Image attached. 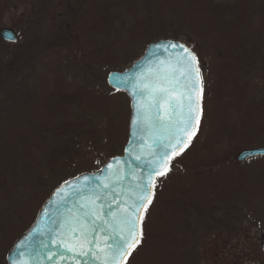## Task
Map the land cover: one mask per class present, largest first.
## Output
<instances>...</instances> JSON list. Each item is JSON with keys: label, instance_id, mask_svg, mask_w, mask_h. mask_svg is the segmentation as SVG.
<instances>
[{"label": "rangeland", "instance_id": "1", "mask_svg": "<svg viewBox=\"0 0 264 264\" xmlns=\"http://www.w3.org/2000/svg\"><path fill=\"white\" fill-rule=\"evenodd\" d=\"M45 1L50 0H0V33L6 28L16 32L13 25L18 26L24 16L28 26L32 21L40 23H34V29L26 35L30 40L31 48L25 55L24 64L12 72L10 68L6 76L5 70L3 73L0 72V134L9 137L18 132L28 131L34 138L36 137L34 140L38 145L35 159L18 173L12 185L14 189L11 198H0V241L8 244L15 242L32 224L42 203L56 188L82 173L97 171L109 158L121 154L129 133L131 102L125 92L118 91L115 94L108 85L107 77L110 70L91 63L81 62V64L76 60V55H80L82 51L79 47L77 52L70 49L60 52L61 47L55 49L58 53L51 51L50 47L54 45L52 43L60 44L64 39H68V32L62 31L59 28L60 23L49 15L51 9ZM73 1L75 0H70V3ZM174 1L183 4L178 5L179 12L167 9V15H164L161 25L157 29L147 27V35L155 36L153 39H156L159 35L163 36L161 31L172 34L181 30L185 34L181 38L192 42L197 50L202 51V61L206 69L203 84L204 90H209L208 95L212 89H215L214 86L220 76L233 68L240 74L250 70L249 91L253 97L263 100L264 0H222L225 13L219 28L214 25L216 12L208 14V18L212 19L211 23L201 22L198 0H191L192 6L190 0ZM153 6L156 8L160 5ZM153 6L150 5L149 0L140 2L137 14L141 20L145 19L149 22L154 16L155 19L158 18L152 10ZM146 7H150L151 11ZM51 11L57 15L55 11ZM76 19V16L70 18L72 21ZM130 24L134 27L137 23L132 19L121 26L123 38L129 37L125 29ZM109 39L113 41L115 38L109 37ZM149 40L144 38L143 41L138 40L135 44L137 46L134 54L137 55V59L144 54ZM0 41L5 43L3 47L9 50V46L6 45L16 44L20 39L18 38L16 43H8L0 36ZM210 41L213 42L215 49H218L217 51L220 47L221 52L224 53L218 64L214 62V59L217 61L216 55L213 59L204 51ZM125 42L129 45L128 41ZM12 50L14 56L17 49L12 48ZM37 50L40 52H33ZM221 54L219 53V57ZM2 55L0 51V57ZM226 56L233 57V61L223 65L222 59L227 58ZM123 60L120 69L127 67V61L125 62L124 58ZM219 66H222V73L218 69ZM239 67L246 68V71L243 72L244 69L240 71ZM47 68L53 70V77L47 75ZM216 69L218 72L215 71ZM47 78L50 80L48 81ZM233 80L238 83V79L234 78L222 80V85H224L223 81L228 85ZM234 85L236 86V83ZM58 88L79 90L84 96L81 100L71 97L74 107L68 115H56L58 104L54 111L45 106L52 94L57 93L59 99L62 90ZM93 95L101 97L94 101V109L91 108ZM212 104L213 102H210L207 105L209 114ZM220 104L221 107L225 105L224 102ZM209 114L207 112L206 117ZM42 117L48 118V125L45 127L40 123ZM210 126L211 122L205 121L203 128L205 133ZM236 126L226 125L223 128L222 134L226 136L225 140H223L225 136L216 139L222 126L217 129L216 137L206 146L208 152L201 151L196 154L194 146H190L177 158L176 163H173L169 175L166 178H158V199L153 208L145 213L144 227L148 235L153 232L157 235L156 230L161 232L164 229H173L174 224H171L173 220L167 223V226L164 221L157 222L156 213L161 209L163 201L171 200L170 205L177 215H181L182 210L187 217L184 226L190 229L193 235L190 244L186 246L188 254H184L183 258L182 254L176 255L179 263L186 260L188 264H264L262 247L264 228L256 225L259 222L264 225V222H261L264 221V213H260L257 209L259 204L256 202V196L251 197L245 190L249 181L244 177L247 175L245 166H240L236 171L235 165L230 161L232 156L226 155L235 149L233 145L240 144L238 142L233 144V141L231 144V140L228 141V136L230 137L232 132L242 130L244 127ZM238 147L240 151L233 155L236 161L241 151L249 149L246 145H238L236 150ZM219 158L222 165L217 171L218 183L211 185V188L204 183L206 195L204 194L201 199L197 197L193 204L189 192L191 188H195L197 181L195 174L207 173ZM253 161L254 168L264 167V156ZM234 171L239 172V181L230 179L232 174L235 175ZM237 182L238 192L233 185H228ZM227 192H230L235 199H239L238 208H243L242 213H238L236 204H229L232 199L224 204L222 199L217 198L219 196L228 198L230 195ZM159 232L158 234L162 235V232ZM156 242L163 244L160 241ZM8 250H3L6 251L3 259H6Z\"/></svg>", "mask_w": 264, "mask_h": 264}, {"label": "trees", "instance_id": "2", "mask_svg": "<svg viewBox=\"0 0 264 264\" xmlns=\"http://www.w3.org/2000/svg\"><path fill=\"white\" fill-rule=\"evenodd\" d=\"M141 1L142 0H75L71 3L70 0L45 1L48 4L49 9L55 11L57 14L55 15L50 10L49 15L51 17L53 16L60 23L59 28L62 31L64 30L68 32V39H64L62 42H60V44L52 43L54 45L53 47H50L51 51L53 53H58L55 49L61 47L60 52H62L64 49H70L73 52H77L80 48L82 51L80 55H76L77 61H80V63H91L94 66L98 67L103 66L104 68L106 67L108 71L110 70V72H112L124 70L128 68L135 61V59L137 60V55L134 54V50L137 46L135 44L138 40L142 39L143 41L144 38H148L150 39L148 42L151 43L153 41H157L156 39H174L185 42L195 52L204 80L206 69L202 61V51L197 50L195 48V44H193L192 42L181 38L185 36V34L181 30L174 31L172 34L166 33V31H161V34L163 33V36L159 35L156 39H153L155 36L152 37V35H147V27L157 29L161 25L162 20H164V15H167V9L179 12L178 5L182 6L183 4H179L177 1L173 2V0H166L165 2L149 0L151 6H153L154 4L160 6L156 8H154L153 6L152 10H154L153 12H155L158 18L155 19L154 16L152 20H149L148 22L145 19L144 21L141 20L140 16L137 14V12L139 11L138 7H140ZM198 1V5L201 9V22L203 21L205 24L211 23L212 19L208 18V14H214V12H216V14L214 15L216 17L214 25L219 28L221 21L223 20V13H225V10L223 11L222 8V6H224V2L222 0ZM190 5L192 6L191 0ZM74 8H76V10ZM146 9L151 11L150 7H146ZM73 16H76L77 18L75 21L70 20V18ZM132 19H134V22H136L137 24H134V27L132 24H130V26L125 29L126 31H128L129 37L127 39L123 38L121 36L122 32L120 31V28ZM20 22L21 23H19L18 26L13 25L20 41H18L16 44L6 45L9 46V50L4 48L3 46L5 45V43L0 41V51L3 53V55L0 57V72L3 73V70H5V76L7 75L10 68L12 72L15 71L17 67L24 64L25 55L31 48V44H29L30 40L28 39V37H26V35H29L31 30L34 29V23H39L32 21L28 26L25 22V16L21 18ZM109 37H114L115 39L113 41H110ZM214 40L218 44V41L216 39ZM125 41H128L129 45H127ZM24 44L26 45L23 47ZM207 44L209 46L205 47L204 51L208 55H210L211 58L213 57V59L214 55H216L217 61H215L214 59V62H217L218 64L224 53L221 52L220 47L219 51H217L218 49H215L212 41ZM12 48L17 49L14 56H12ZM38 51L39 50L33 52ZM219 53H222L220 57ZM120 55H123V57H120ZM226 57L227 58L222 59L223 65L227 64L229 61H233V57ZM123 58L125 59V62L127 61V67L120 69L122 62L124 61ZM221 67L222 66H219L218 69H220L222 73L223 69H221ZM218 69H216L215 71L218 72ZM240 69H244L243 72L246 71V68L239 67V70ZM52 71L53 70L51 68H47V75H51L49 77H53ZM248 72L240 74L238 70L233 68L227 70L225 71L226 74H222V76H220L219 81L216 82L217 85L215 84L214 86L215 89L211 90L210 95H208V89H205L203 91V116H201L199 130L190 145L191 147L194 146L196 154L201 151L203 153L208 152L206 146L208 144H211L212 139L216 137V130L221 126V130L219 131L216 139L218 137L222 139L225 136L224 134H222V130L226 125H237L236 127H238V125L244 126L242 127V130L239 129V131L237 132H232L230 137L228 136V141L231 140V144L233 141V144L238 142L240 143L238 145H246L248 146V148L264 147V99L261 100L256 96L253 97V94L249 91L250 82L248 80ZM234 78L238 79V83L233 80L230 81V83L227 85L226 82L223 81L224 85H222V80L227 81ZM22 79L24 80L23 77ZM49 80L50 79H48V81ZM235 83L236 86L234 85ZM61 90L62 92L61 94H59V99L57 93L52 94L51 97L47 99L45 106L46 108L54 111L56 105L58 104V111L56 115L64 116L68 115V113L72 112L73 110L74 105L71 102V97L73 96L81 100V98H83L84 96L79 90L74 91L75 89L63 88ZM117 92L118 91L114 90L115 94ZM100 98L101 97H94L93 95V100L91 101L92 109H94L95 107L94 101ZM219 98H222V100H219ZM210 102H213V106L209 114V107L207 105L210 104ZM220 102H224L225 105L221 107ZM207 112L209 114L208 117H206ZM204 120L211 122L210 129L206 133L204 132L205 129L203 130L205 125ZM40 123L41 126L45 127L46 125H48V118L42 117ZM35 138L28 131L18 132L13 136L10 135L9 137H5L0 134V198H11V194L14 189L12 185H14L13 183L16 181L18 173L23 167H28V164L32 163V159H35L38 151L37 142H35L36 140H34ZM225 138L226 136L223 140H225ZM238 145H233L235 149H233V151H230L231 153H227L226 155L232 156L230 161L231 164L235 165L236 171L239 170L240 166H245L247 175H244V177L249 179V181L246 183L245 190L251 197L256 196V202L259 204V208L257 209L260 211V213H264V167L254 168V164H252L254 162V158L252 160L248 159L243 164H238V162L233 157V155L235 156L237 152L240 151L239 147L236 150ZM220 159L221 158H219L218 160L216 159V162L213 163V167H211L210 171H208L207 173H203L200 175L195 174V180H197L194 185L195 188H191V191L189 192V194H191L190 197H192L191 201L193 204L197 197L200 199L204 197V183H207L210 188L211 185H214V183H218L219 176L217 175V171L219 168H221L222 165L220 164ZM236 171L233 172L235 175L232 174L230 179L239 181V172L237 173ZM228 185H233L235 191H239L238 182L228 183ZM213 191L219 193L217 190ZM227 193H229L230 195L228 196V198L224 199L225 196H219L217 198L222 199L224 204L229 203V199H232L231 203L229 204H236L238 213H242L243 208H238L240 204L239 199H235L230 192ZM157 199L158 187L155 188L153 202L147 209L146 213L153 208ZM170 201L171 200L162 202L161 209L156 213V219L157 222L164 221L166 226L167 223L169 224L173 220L171 222V224H174L173 229H164L163 231H161L162 235H159V231L157 230L155 232L157 233V235L154 234V232L148 235V232L145 231L143 221V236L141 243L132 252L126 264H188L186 260L185 262L182 260V263L177 262L179 258L176 255L182 254L183 258L184 254H188V248L186 246L187 244H190L193 232L190 231V229H188L186 226H184L187 217L184 216L182 210L180 211L181 215L175 214L170 205ZM244 203L247 202H243V204ZM247 204L249 205V203ZM239 209L241 211H239ZM32 213H34V210L32 211ZM261 222L264 221L262 220ZM256 225L264 228V225L260 222ZM180 238H185L187 240H183ZM156 241H160L163 244H159ZM14 243L15 242H11L10 244H8L5 241H0V246L4 245V247L0 248L2 249L0 251V264H7L6 259H3V254L8 250V248L10 250Z\"/></svg>", "mask_w": 264, "mask_h": 264}, {"label": "snow or ice", "instance_id": "3", "mask_svg": "<svg viewBox=\"0 0 264 264\" xmlns=\"http://www.w3.org/2000/svg\"><path fill=\"white\" fill-rule=\"evenodd\" d=\"M158 47L167 54L166 58H157V63L129 86L136 98V114L131 123L146 149L135 158L150 157L146 171L138 176L130 174L135 183L127 189L122 187L124 176L119 169L104 181L93 177L96 187L91 186L89 177H78L77 183L81 179L86 182L72 189L80 202L75 210H69L52 238L53 243H59L68 252L79 256L91 254L100 264H126L141 243L144 213L153 202L158 178L169 175L173 161L190 147L200 126L204 86L196 55L183 44ZM62 191L64 186L56 194ZM97 201L109 207L116 204L115 211L109 213L110 219H103L104 205ZM47 231L51 230L41 231L40 235L45 236ZM40 247L46 249L48 243L42 240ZM53 255L49 252L48 258Z\"/></svg>", "mask_w": 264, "mask_h": 264}, {"label": "water", "instance_id": "4", "mask_svg": "<svg viewBox=\"0 0 264 264\" xmlns=\"http://www.w3.org/2000/svg\"><path fill=\"white\" fill-rule=\"evenodd\" d=\"M0 36L4 41L9 43H15L18 41L17 35L11 29L2 30ZM168 43L183 44L192 51L188 45L178 40L163 39L154 41L147 46L144 54L138 60H136L130 68L125 71H112L109 73L107 77L109 86L115 90L119 88V91L125 92L131 102L129 134L124 151L121 155L112 157L100 170L94 173H84L78 176L79 178L89 177V179L92 181V187H96L97 185V181L93 180V177H97L100 181H104L106 177L111 176L117 169H119L120 174L124 176L122 187L127 189L131 187L133 183H135L133 180V175L130 174L138 176L146 171V162L148 159H150V157L143 156L141 160H137L135 158L140 152H146V149L141 143L140 135L137 134V128L131 123L136 114V98L131 95L129 86L136 80L138 76H140L142 72H145L151 65L156 64L157 58H166L167 54L164 53L158 46ZM124 80H127L129 83H122ZM257 156H264V148L246 150L240 153L238 161L243 162L250 157ZM109 165H111V167H109ZM78 177L69 180L67 184L64 183L62 185L64 186V191H62L59 195L56 193L57 190L61 189L62 186H60L49 197V199L38 212L33 225L14 244L7 254L6 260L8 264H100V261L96 260L91 254L88 256H79L75 253L68 252L59 243L52 242L53 236L59 230L58 225L60 222L68 215L69 210H75L80 202L79 195L72 192V189L78 188L80 184L86 182L81 179L80 182L77 183L76 180ZM69 185H71V187H69ZM68 193L72 194L68 195ZM65 196H67L66 199L64 198ZM97 203L104 205L101 209L103 219H110L109 213L115 211L116 204L112 203L109 207L103 201H97ZM48 229L51 231H47L45 236L40 235L41 231H46ZM42 240L48 243V248L41 249L40 242ZM49 252L55 253L51 259L48 258ZM61 257H63V259H61Z\"/></svg>", "mask_w": 264, "mask_h": 264}, {"label": "flooded vegetation", "instance_id": "5", "mask_svg": "<svg viewBox=\"0 0 264 264\" xmlns=\"http://www.w3.org/2000/svg\"><path fill=\"white\" fill-rule=\"evenodd\" d=\"M252 159H253V158H252ZM252 159H249V160H252ZM254 159H255V158H254ZM254 159H253V160H254ZM224 217H226V216H224Z\"/></svg>", "mask_w": 264, "mask_h": 264}]
</instances>
